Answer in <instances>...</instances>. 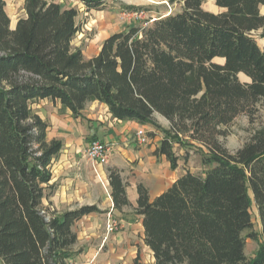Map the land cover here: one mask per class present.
<instances>
[{
    "label": "trees",
    "instance_id": "trees-1",
    "mask_svg": "<svg viewBox=\"0 0 264 264\" xmlns=\"http://www.w3.org/2000/svg\"><path fill=\"white\" fill-rule=\"evenodd\" d=\"M71 1L87 12L108 6ZM206 1L182 0L177 14L113 32L88 60L73 46L81 30L77 8L25 0L26 17L13 30L0 0V261L69 264L76 222L100 213L86 206L57 215L44 207L57 189L53 166L63 143L48 139L49 125L34 106L52 101L75 118L97 102L119 121L159 129L157 117L165 119L154 154L173 170L181 161L176 146L201 148L204 174L186 170L153 202L138 185L135 211L156 264H264V245L250 259L244 237L254 227L251 191L264 239V47L256 37L264 39V0H215L221 13L205 10ZM240 116L259 126L231 152L220 139ZM109 181L115 208L131 206L118 169L109 170Z\"/></svg>",
    "mask_w": 264,
    "mask_h": 264
},
{
    "label": "crops",
    "instance_id": "crops-1",
    "mask_svg": "<svg viewBox=\"0 0 264 264\" xmlns=\"http://www.w3.org/2000/svg\"><path fill=\"white\" fill-rule=\"evenodd\" d=\"M112 1L114 0H107L108 6L104 11L87 12L76 1L60 0L65 7L81 6V10H85V15L91 18L92 23L88 24L87 29L95 32L94 36L91 35V38L86 40V49L75 45V48L82 49L88 60L99 53L102 44L111 33L131 28L120 22V15L118 18L117 15L109 14L108 9ZM115 1L127 6H139L137 0ZM154 1L163 3V0ZM25 17L24 10V15L20 19ZM20 19L11 29L16 28ZM259 45L264 47V39L262 45L260 43ZM246 79L247 81L243 82L250 81L247 77ZM34 109L49 125L48 139L60 140L63 143V149L53 166L51 185H55L57 189L52 197L44 200V207L57 215L86 206H96L100 210V213L84 216L76 222L74 231L78 242L72 250L73 258L69 263L156 264L153 252L145 244L143 217L138 216L135 211L138 185L143 184L148 189L150 200L153 202L182 177L186 170H190L188 168L183 170L181 165L173 170L165 156L157 157L154 154L156 146L148 147L150 143L135 144L137 131L146 126L114 119L103 104L97 102L89 104L79 118H75L70 110L52 101H41ZM93 141L111 146L108 165H99L86 158L85 151ZM113 168L121 172L127 183V195L131 206L122 210L115 208L111 196L109 170ZM110 216L120 220L123 229L109 235L106 226ZM0 264L4 263L0 261Z\"/></svg>",
    "mask_w": 264,
    "mask_h": 264
},
{
    "label": "rangeland",
    "instance_id": "rangeland-1",
    "mask_svg": "<svg viewBox=\"0 0 264 264\" xmlns=\"http://www.w3.org/2000/svg\"><path fill=\"white\" fill-rule=\"evenodd\" d=\"M7 5V11L11 16V28L14 27L15 22L20 19L24 15V0H5ZM110 5L109 14L110 15H119L121 18L119 19L120 22L124 24V26L128 27H148L151 23L163 16H168L171 14H177L182 11V0H163V3H158L154 0H137V5L139 6H127L123 5L120 2L112 1ZM79 10L78 16V24L80 26V33L77 35L76 39L74 40V47L75 45L80 46L82 49H86L87 42L86 40L91 38V35L94 36L95 32H90L87 28L89 27L88 24L92 23L91 18L85 15V10H81V6H77ZM204 9L213 13H221L222 10L219 9L216 4L215 0H207ZM137 11H144L145 12V19L143 21H134L130 17H125L124 15L131 14ZM95 31V30H94ZM259 39V36H256ZM259 43L262 45V39H259ZM216 63L222 64L223 60L217 59L215 60ZM241 81H247L244 75H240ZM99 112V110H97ZM259 121L264 120V104L260 105L259 110ZM159 124L162 128H153L151 126H146L145 129L148 133H154L155 136L149 135V146H156L157 149L159 148L162 139L166 136L165 129L169 127V124L161 117H157ZM259 121L255 126H252L249 123V120L246 116H240L235 120V122L229 127L230 136L223 137L220 141L224 144V146L231 152H236L240 149L251 137L253 130L259 126ZM137 138V137H136ZM135 144H138L135 142ZM176 154L180 157L181 161H179V165L182 166L183 170L187 168L194 172L195 174H204L208 169L207 166L204 165L203 162V153L199 146L197 145H189L186 148H181L176 146L175 148ZM184 157H186L187 161H184ZM182 170V169H181ZM250 196L252 198V205H251V215L253 220V230L250 232H245L244 237L246 238V249L245 254L248 258L253 259L259 250L264 245V239L262 235V223L259 215V210L254 202L253 194L250 191ZM251 233H255L256 238L251 239L249 235Z\"/></svg>",
    "mask_w": 264,
    "mask_h": 264
},
{
    "label": "built area",
    "instance_id": "built-area-1",
    "mask_svg": "<svg viewBox=\"0 0 264 264\" xmlns=\"http://www.w3.org/2000/svg\"><path fill=\"white\" fill-rule=\"evenodd\" d=\"M124 16L130 17L134 21H143L146 15L144 11H137ZM136 137L140 145H147L149 143V136L145 129L138 130L136 133ZM111 152H112L111 146L108 145L107 143H103L100 141H93L88 145L85 151V156L88 160L96 164L105 166L108 165L109 163ZM122 229H123L122 222L114 218L113 216H110L106 226L107 234L109 235L114 234ZM69 264H74V263H69Z\"/></svg>",
    "mask_w": 264,
    "mask_h": 264
}]
</instances>
